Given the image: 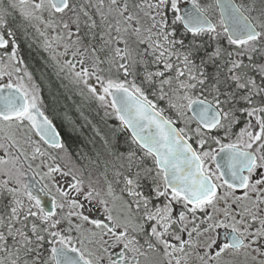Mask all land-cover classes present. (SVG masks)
Segmentation results:
<instances>
[{"label":"snow or ice","instance_id":"snow-or-ice-1","mask_svg":"<svg viewBox=\"0 0 264 264\" xmlns=\"http://www.w3.org/2000/svg\"><path fill=\"white\" fill-rule=\"evenodd\" d=\"M0 264H264V0H0Z\"/></svg>","mask_w":264,"mask_h":264},{"label":"flooded vegetation","instance_id":"flooded-vegetation-1","mask_svg":"<svg viewBox=\"0 0 264 264\" xmlns=\"http://www.w3.org/2000/svg\"><path fill=\"white\" fill-rule=\"evenodd\" d=\"M34 50H28L27 48H25V55L27 56L28 52L31 51V57L32 59L30 60V67L36 71V74L39 75L40 70H44L43 69V60L41 59V56L45 55L42 52H40V50L38 48H36V46L34 45ZM39 53V55H38ZM45 71H49L50 70H45ZM93 119H91L93 121V123L97 124L99 127H101L103 129L104 125L102 123V121H100L99 116L96 115V113L91 115ZM91 129V127H90ZM91 131V130H90ZM91 135L93 137L94 133L91 131ZM96 147H99V140L97 138V143H96ZM76 149H83V150H87L90 152V150L92 149V144H90V146L86 147V149H84V147H80L79 145H75V150ZM74 150V148H73Z\"/></svg>","mask_w":264,"mask_h":264},{"label":"trees","instance_id":"trees-1","mask_svg":"<svg viewBox=\"0 0 264 264\" xmlns=\"http://www.w3.org/2000/svg\"><path fill=\"white\" fill-rule=\"evenodd\" d=\"M72 105L69 103V111L72 110ZM84 113H86L87 117L89 120L93 119L92 118V114L96 113L95 110L93 109V106L90 107H86L85 109L83 108ZM73 115L74 118L77 119L78 124H82L84 125V123L79 122V118L77 117L76 113H71ZM111 123V121H110ZM90 125H84V128L81 129L83 135H72L70 138V146L72 147V149L74 148L75 150V145H79L80 147H84V149H86V147L90 146L91 143H88V141L92 138L91 135V129H90ZM87 151V150H86Z\"/></svg>","mask_w":264,"mask_h":264},{"label":"bare ground","instance_id":"bare-ground-1","mask_svg":"<svg viewBox=\"0 0 264 264\" xmlns=\"http://www.w3.org/2000/svg\"><path fill=\"white\" fill-rule=\"evenodd\" d=\"M86 107H84V109H85ZM70 113H76V115H77V117L79 118V122H81V123H84V125H86V122L82 119V118H80L79 117V115H78V113L75 111V108L74 107H72V110H70ZM85 115H87L86 113H84ZM80 124V123H79ZM80 125H82V124H80ZM84 128V127H83ZM82 128V129H83Z\"/></svg>","mask_w":264,"mask_h":264},{"label":"rangeland","instance_id":"rangeland-1","mask_svg":"<svg viewBox=\"0 0 264 264\" xmlns=\"http://www.w3.org/2000/svg\"><path fill=\"white\" fill-rule=\"evenodd\" d=\"M71 104V102H69ZM85 107H88V106H85ZM93 108L95 109V105L93 106Z\"/></svg>","mask_w":264,"mask_h":264}]
</instances>
